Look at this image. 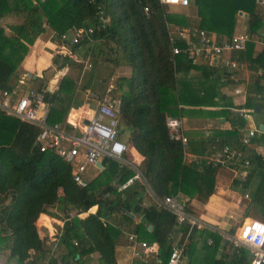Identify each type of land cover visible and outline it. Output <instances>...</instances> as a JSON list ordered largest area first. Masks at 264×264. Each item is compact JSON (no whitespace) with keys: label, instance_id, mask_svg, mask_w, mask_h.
Instances as JSON below:
<instances>
[{"label":"trees","instance_id":"obj_1","mask_svg":"<svg viewBox=\"0 0 264 264\" xmlns=\"http://www.w3.org/2000/svg\"><path fill=\"white\" fill-rule=\"evenodd\" d=\"M209 6L211 18L219 21H228L239 9L236 0H209ZM98 10L108 18V24L101 30H93L90 67L93 69L101 60L113 67L124 65L130 69V76L117 79L110 93L119 101L118 129L122 127L126 131L127 144L145 163L142 172L145 185L157 201L180 194L187 200L205 203L213 193L219 165H206L205 157L195 165H182V146L179 141L168 138L165 116H179L181 105L198 107L212 103L178 97L175 79L199 69L200 77L207 80L216 76L217 69L191 64L181 54L172 55L171 47H181L182 43L170 41L167 8L158 0H20L16 4L0 0V19L22 15V23L11 26L9 36L0 31V92L7 87L11 89L27 46L45 27L59 43V36L70 29L93 26ZM263 23L264 19L257 14L249 15L246 20L248 38L255 35ZM196 29L204 31L200 27ZM84 43H78L72 51ZM251 46L247 40L244 50L232 53L231 57L238 62L257 64L264 74V51L251 60ZM70 58L54 55L52 64L58 71L67 66L77 74L78 66L70 62ZM91 77L90 72L86 79ZM83 78L84 75L76 96L86 91L88 82ZM55 96L43 94V102L54 103ZM77 104L73 99L71 106L74 108ZM244 107L261 110L251 98L246 99ZM237 119L230 136L234 145L239 146L238 131L244 121ZM37 133L36 127L0 112V238L3 234L11 239L10 246L6 241L1 246L3 250L10 249L3 264H85V258L93 253L98 256L97 264H116L114 248L121 233L116 213L127 223L131 222L127 213L141 218V224L133 229L136 241L154 245L155 258L159 264H166L172 246L179 247L183 243L189 225H176L174 215L164 209L140 207L141 182H132L118 192L115 184H123L134 171L109 158L102 159L103 169L85 187L77 186L72 181L68 164L50 151H38ZM227 144H231L229 139H218L219 147ZM244 154L250 161L244 184L257 178L245 217L254 216L264 223V161L261 156ZM92 207H96L93 214L77 216L88 213ZM48 208H56L64 219L73 213L56 236V245L67 249L66 256L46 255L45 244L37 235L35 222ZM184 208L191 216L189 201L184 202ZM41 220L42 217L39 222ZM144 224L151 230L147 231ZM232 235V231L229 232V236ZM197 239L200 252L196 249ZM220 240L219 235L209 230L194 231L187 248V264H249V250L244 246L232 248L229 239L226 240V254L214 259ZM133 264L145 263L134 259Z\"/></svg>","mask_w":264,"mask_h":264},{"label":"crops","instance_id":"obj_2","mask_svg":"<svg viewBox=\"0 0 264 264\" xmlns=\"http://www.w3.org/2000/svg\"><path fill=\"white\" fill-rule=\"evenodd\" d=\"M11 1L13 4H16L20 0ZM236 1L239 4V9L233 15H230L228 21L213 20L211 18L209 0H189L188 6L186 7L175 5L167 6V15L169 18L168 26L170 35L173 37L172 39L181 42V39L178 38V33H182L185 37L184 39H187L190 36V31L197 27L202 28L204 32L206 31L207 37L218 44L226 41L227 37L245 34L247 40L252 44L250 59L254 60L260 52L264 51V23L256 30L255 35L248 38L246 20L251 14H257L264 19V7L256 5L252 0ZM243 15H245V17H243ZM21 17L22 15H16L1 18L0 31L5 36H9L11 33L10 27L22 23ZM92 45V42L84 43L83 46L74 49L69 56L71 57L70 62H74L75 65L83 64L84 58L87 59ZM57 46L58 42L52 37V32L45 27L43 33L38 35L31 45L27 46L26 54L18 63L19 74L17 80L12 83L11 89L9 90V87H7V90L11 92L13 98H18L29 90L42 91L43 94L49 96L51 94H56L54 103L49 104L44 102L50 111V114L48 111V123L51 125L60 124L65 128L64 130L67 133L78 136L84 125L83 122L88 121L94 116L101 98L107 92L109 86L114 88L117 79L128 78L130 76V69L124 65L118 67L112 66L113 76H110L109 82H107L105 78L102 79L97 76H92L89 79L83 78L86 80V83L88 82L87 86H85L86 91H84V93L80 92L79 96H76L83 74L78 77L76 72L71 71L67 66L60 71L55 68L52 64V58L56 53ZM231 56L232 53L226 57L234 60ZM217 58L218 61L214 64L211 63V58L205 62H197L194 64L199 67L209 65L217 69L215 77H209L207 80L202 79L200 77L201 70L197 69L185 75H178L175 79V89L178 97L212 102L202 104L198 107L181 105L178 107L181 110L179 116H165V120L167 118H173L180 121L181 133L186 138L187 148L184 151L182 149L181 163L182 165H195L198 163H195V161L200 160V158L208 157L217 152L222 147L217 145L219 138L229 139L231 144H227V146L230 148L242 150V146H240L238 139L237 142L239 146H236L233 143V137L230 136L233 130H235L234 126L237 124V118H241L244 121L243 127L239 130L256 131L255 137L243 151L261 156L264 161V109L259 106L255 99V95L259 94L261 90L264 89V74L257 64H249V62L244 61H236L243 65L239 70L222 68L220 63L222 57ZM76 77L75 89L66 102L65 98H68V96L62 95L61 91L63 89H70L68 82H72ZM218 77L219 79L216 80ZM230 77L233 79H230ZM111 81L114 83L112 84ZM104 83H106V85L103 89L101 84ZM259 88L261 89L259 90ZM234 89H238L240 94L234 95ZM219 98L223 101H219ZM250 98L254 100L256 105L261 107L260 111L258 108L253 111L252 109L244 107L246 99ZM73 99L75 104L80 102V104H77L74 108L71 106ZM237 110H243L245 112V117L238 116L236 113ZM222 111L225 112V115L221 114ZM73 125H76L77 130L73 131L71 129ZM116 131L118 139L127 147V151L122 158V164L118 162L119 166H127L132 169L134 173L138 172L142 176L141 180L134 181L143 184V189L139 191L140 207L149 208L154 206L159 210L160 208L157 205L158 201L154 198L144 182L142 172L144 171L145 163H142V157L133 150L132 146L127 144L126 131L124 129L122 130V127L118 129V117ZM245 155L247 156V154ZM101 161L99 162L101 168L95 165L94 167L87 166V168L91 167L93 173L87 175L89 171L86 168L84 173L86 174V178L83 177L84 174L82 176L86 183L93 179L98 172L103 169ZM249 170L250 167L245 169L237 166H219L214 176L213 193L205 203H199L195 199L187 200L179 194V198L182 201H189L191 217L195 222V225L189 230L183 241L185 246L182 264H187L189 261L187 257V248L193 237L194 231L197 232L198 229H206L220 236L221 240L213 256L214 259H219L222 254H226L227 252L226 240L230 237L229 232L232 231L234 235L239 225L245 219L252 218L258 220L254 216L245 217L249 195L257 182V178L254 177L249 180L247 184H244L245 177ZM119 185L115 184L117 191ZM243 186L245 187L243 188ZM95 210L96 207H92L88 213L81 214L79 217L82 218L89 213L93 214ZM56 213L60 214V211L56 208H48L44 214H40L35 222L36 232L38 237L42 239L45 244V248L47 249L46 255L58 256L53 255L52 253L54 252L50 249V247L55 246L58 248L61 256H66L67 249L63 245H56L57 238H54L56 240L55 242L52 241V232L54 231L57 234L62 227L61 225H63V220H65L63 218L57 221L55 218ZM119 215L120 214L116 213V224L120 228L121 233L114 248L115 263L133 264V260L136 258L133 257L134 248L128 241V235L133 234L134 227L141 224V218L137 215L127 213V216L131 220L130 223H127L121 219ZM110 216L113 218L114 215L111 214ZM40 217H42L41 222H39ZM56 224L58 226H56ZM143 226L147 231L151 230L149 225L144 224ZM54 227H57V231L53 229ZM148 227H150V230H148ZM6 237L7 235L5 236L2 234L0 243L2 242V238ZM197 243L198 239L196 241V244ZM1 246L2 244H0V255H4V263L9 257L10 249L3 250ZM196 249L197 251L200 249L198 244L196 245ZM197 251L195 250V254ZM156 254L157 249L156 252L149 253L150 256L145 264H159V260L155 258ZM97 258V254L93 253L85 258V264H97Z\"/></svg>","mask_w":264,"mask_h":264},{"label":"built area","instance_id":"obj_3","mask_svg":"<svg viewBox=\"0 0 264 264\" xmlns=\"http://www.w3.org/2000/svg\"><path fill=\"white\" fill-rule=\"evenodd\" d=\"M260 7H264V0H253ZM162 6H188L189 0H158ZM147 12L146 8L143 9ZM95 24L89 27L73 28L59 36V43L54 55L70 56L72 48L80 42H92L91 35L93 30H101L108 24V18L102 10H98L95 15ZM170 34V32H169ZM170 35V41H174ZM182 46L173 45L171 53L173 56L181 54L191 64L205 62L211 57H222L221 66L228 70H239L243 67L235 60L226 57L231 53L243 51L247 41L245 34L235 35L223 41L216 43L207 37L206 33L199 29H192L190 36L184 39L182 33H178ZM230 79H233L230 77ZM112 86H109L107 92L101 98L97 110L86 125H83L81 133L78 136L67 133L60 124H48V106L43 102V92L29 90L18 98H13L9 90L0 92V112L5 116L18 119L22 123L30 124L38 129L35 138V145L39 152L50 151L59 157L71 168L72 181L79 187H85L86 182L83 174L87 166H92L100 162L103 158H109L122 164V158L127 151L126 145L117 137L116 124L119 111V101L111 95ZM234 95L240 94L238 89H234ZM256 102L264 109V89L255 95ZM240 117H245L243 110H237ZM168 138L179 141L183 151L187 148L186 138L181 133L180 121L173 118L165 120ZM71 129L77 130L76 125ZM255 130H239L238 142L242 147H248L251 140L255 137ZM206 165L219 166H237L249 168L250 163L242 150H235L224 145L217 152L204 158ZM197 161H195L196 163ZM140 173L135 172L123 184L118 186V191L124 190L132 182L141 180ZM179 194L166 196L157 202L160 209L171 212L175 217L176 225L186 223L190 229L195 225L194 220L189 216L184 208V202ZM79 216V215H77ZM69 218L72 215L68 216ZM69 218L63 220L62 224ZM62 226V225H61ZM57 234H52V241ZM231 241L232 248L238 249L244 246L249 250V264H264V224L258 220L245 219L238 227L237 232L228 238ZM128 241L134 248L133 257L143 261L149 258V253L156 252L154 245L145 244L136 241V235H128ZM184 246H172L169 258L166 264H182L184 257Z\"/></svg>","mask_w":264,"mask_h":264},{"label":"rangeland","instance_id":"obj_4","mask_svg":"<svg viewBox=\"0 0 264 264\" xmlns=\"http://www.w3.org/2000/svg\"><path fill=\"white\" fill-rule=\"evenodd\" d=\"M170 30V29H169ZM84 44H82L81 46H83ZM85 60L83 61V64H80V65H77L78 66V70H77V74L76 75H78V77H80L81 76V74H83L84 75V79H86L87 77H88V74L91 72V75L92 76H97V77H100V78H105L106 80H107V82H109L110 81V76H113L112 74H113V67L111 66V65H109V64H107V63H105V62H103V61H101V60H99L96 64H95V66H94V68L92 69V67H90V65H91V61H90V58H89V55H88V57H87V59L86 58H84ZM80 75V76H79ZM101 79V80H102ZM76 80H77V77L76 78H74L73 79V81L72 82H68V84H69V87H72V85L74 86L73 88L75 89V86H76ZM111 83L113 84L114 82L113 81H111ZM102 85V87H103V89H104V87H105V85H106V83H104V84H101ZM74 89H63L62 91H61V94L62 95H64V96H68V98H65L66 99V102L69 100V97L71 96V94L73 93V91H74ZM246 148V147H245ZM87 170L89 171V173L87 172V175L89 174V175H91L92 173H93V171H92V169H91V167H88L87 168ZM84 178H86V174H84V176H83ZM73 213H71L70 215H72ZM55 218L57 219V221H60L61 219H63L64 218V216H63V214H59V213H56L55 214ZM56 226H58L57 224H56ZM55 231H57V227L55 228H53ZM55 232L53 231L52 232V234H54ZM4 241H6L7 243H8V246H10L11 245V239H10V237L9 236H7L6 238H2V242L0 243V244H3V242ZM51 241V240H50ZM53 242H55V241H53ZM50 249H52L53 250V252L54 253H52L53 255H59V250H58V248H56L55 246L53 247H50ZM5 259V257H4V255H0V264H2L3 263V260Z\"/></svg>","mask_w":264,"mask_h":264},{"label":"water","instance_id":"obj_5","mask_svg":"<svg viewBox=\"0 0 264 264\" xmlns=\"http://www.w3.org/2000/svg\"><path fill=\"white\" fill-rule=\"evenodd\" d=\"M239 15H240V14H239ZM243 17H245V15H243ZM217 61H218V58H217L216 56L211 57V63H212V64L216 63ZM83 124L86 125V124H87V121H84ZM95 166H97L98 168H101L99 162H97V163L95 164ZM148 230H150V227H148Z\"/></svg>","mask_w":264,"mask_h":264},{"label":"bare ground","instance_id":"obj_6","mask_svg":"<svg viewBox=\"0 0 264 264\" xmlns=\"http://www.w3.org/2000/svg\"><path fill=\"white\" fill-rule=\"evenodd\" d=\"M46 90V89H45ZM52 95V94H51ZM50 107V106H49ZM49 114H50V111H49ZM48 122H49V115H48V118H47Z\"/></svg>","mask_w":264,"mask_h":264}]
</instances>
